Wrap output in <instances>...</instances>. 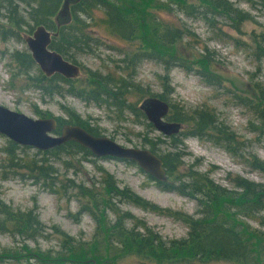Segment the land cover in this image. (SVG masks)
<instances>
[{
	"label": "trees",
	"instance_id": "trees-1",
	"mask_svg": "<svg viewBox=\"0 0 264 264\" xmlns=\"http://www.w3.org/2000/svg\"><path fill=\"white\" fill-rule=\"evenodd\" d=\"M81 0L71 6V22L61 26L58 30L51 20L59 9V0H34V7L17 13V6L9 0L0 3V7L7 11L8 25L17 29L27 26L25 18L32 21L35 26L42 25L46 29L57 33L53 38L50 49L60 54L64 60L78 64L82 55L94 54L103 46V41L90 31L88 26L93 24V11H98L104 18L108 36L131 45L138 43L136 50L125 54L120 61L123 64L120 77L115 74H102L98 71L88 70L89 81L82 85L77 79L67 80L60 75L45 77L31 59L28 51H13L10 61L15 66L16 74L12 78L22 77L25 81L33 83V88L39 90L43 96H70L83 101L87 105H94L108 111L118 110L119 113L130 110L136 118L143 120L146 136L154 131L153 126L146 121L144 114L136 107L130 109L125 103V94L129 90L141 89L135 82L137 70L144 62L159 64L164 75L159 76L161 83L166 87L164 93L152 94L148 97L158 98L169 105L166 121L192 125L197 131L213 129L217 134L214 140L232 156L244 159L253 169L262 173L264 177V162L255 154L241 152L243 145L235 137L228 125L219 122L217 116L207 115L205 111L181 112L171 115L168 95L173 93L170 87L169 74L174 68L186 72L201 74L205 84L212 86L218 83V77L211 62L202 61L199 67L202 71L190 67L183 58L175 55L177 44L186 37L192 36L187 29L177 28L173 25H162L151 21V10H162L193 16L196 19H207L206 13L228 18L234 23V29L239 31L241 23L250 20V16L240 11L228 0H203V5L189 4L186 0ZM154 7V8H153ZM203 8L204 10H201ZM201 14L203 17L198 16ZM90 21V22H87ZM30 27V26H29ZM31 28V27H30ZM0 25V38L4 41L18 39L11 32L2 31ZM204 52H208L207 49ZM32 72H34L32 74ZM169 88V89H168ZM261 92V93H260ZM252 99L235 98L238 103L249 107L259 124L252 132L264 133V90H261ZM147 97V98H148ZM118 113V114H119ZM52 118V117H50ZM55 119V118H54ZM57 121L56 135H59L63 124L76 125L89 134L99 137L101 132L96 126L91 127L73 113L68 120ZM253 126L254 123L250 122ZM181 130V129H180ZM180 132V131H179ZM179 134V133H178ZM165 137L175 139L176 136ZM191 135L197 137L198 132ZM144 137L142 148L150 150L163 162L167 182L156 183L160 190L175 192L191 199L197 204L196 215L172 212L159 208L145 199H142L128 188L119 189L109 176L102 177V191L95 192L85 187L84 184L76 185L74 180L59 181L61 168L65 172L79 171L80 161L93 157L92 154L74 142H67L59 147L47 151H37L32 157H20L16 152H25L30 147H21L8 141V146L3 150L6 166L0 164L7 174L1 180L10 176L26 173L35 185H41L50 192L63 193L75 189L72 195L85 200L81 203L77 215L89 214L95 223V232L89 242L76 241L60 229L53 227L52 231L59 236L57 250H42L37 245L40 238H46V227L40 222L37 209L28 211L13 210L11 207L0 205V233L9 236L13 244L20 242L18 247L0 251V264L10 260L25 259L27 263L36 264H119L118 260L128 255L146 258L153 262L173 261H222L230 264H264V232L254 229L248 221L256 222L261 229L264 228V183H255L242 177L229 178L232 185L230 189L224 188L210 179L207 173H200L189 167L179 171L184 153L179 150L178 144H173L168 150L161 149L160 137L147 139ZM176 139L174 143H178ZM173 148V149H172ZM172 149V150H171ZM79 157V160H75ZM95 158V157H94ZM24 177V175H22ZM130 203L144 211L155 214L167 215L181 221L186 225L188 232L183 239H164L158 232L147 226L127 212L118 210L113 201ZM114 215L113 220H108V214ZM262 214V216H261ZM34 243V247L26 245ZM103 249V250H102ZM138 264H152L149 261Z\"/></svg>",
	"mask_w": 264,
	"mask_h": 264
},
{
	"label": "rangeland",
	"instance_id": "rangeland-1",
	"mask_svg": "<svg viewBox=\"0 0 264 264\" xmlns=\"http://www.w3.org/2000/svg\"><path fill=\"white\" fill-rule=\"evenodd\" d=\"M9 1L13 3V7L17 6V13H21L23 16L25 14L22 12L28 11L30 6L34 7L35 5L34 0ZM202 1L186 0L187 3L194 5H203ZM228 1L250 16V20L238 26L239 31L234 29V23L228 18L218 15L206 13L208 14L207 19H196L193 16L177 13L174 9L171 13L151 10L153 25L156 23L173 25L179 29H187L192 33V36L186 37L177 44L175 55L183 58L190 67L199 70V72L202 71V68L199 67L201 62L210 61L215 69L212 71L219 80L218 83L208 86L199 73L186 72L179 68L171 70L169 88L173 89V93L168 95V98L170 106L173 107L170 114L177 115L182 111H189V115L190 110H197L205 111L208 113L207 115L217 116L219 122L228 125L232 132H235L237 140L243 143L239 149L242 153L245 154L247 151L255 154L259 160L264 162V133L252 132L259 121L254 120L256 117L249 107L243 106L242 103L239 104L235 99H252L251 96L254 97L264 90V0ZM3 2H7V0H0L1 6H3ZM162 3L165 4L163 0ZM201 10L204 9L201 8ZM0 14L7 15V11L0 7ZM92 14L95 19L88 28L103 41V46L94 54L82 55L78 59L80 72L77 80L82 85L89 81L88 70L98 71L102 74L111 73L120 77L119 68L123 66L120 61L126 53H133L138 46V43L128 45L108 36L101 13L93 11ZM198 16L203 17L201 14ZM25 22L28 24L27 29L34 24L27 17ZM0 24L9 28L7 17L0 16ZM27 26L22 27L21 31L13 27L18 31V39L13 38L8 42H0V105L35 119L52 117L64 121L68 120L70 114L73 113L85 124L87 122L91 124V127L99 128L101 136H105L123 147L142 148L146 129L143 120L132 115L130 110L119 113L117 109L108 111L94 105H87L70 96H43L39 90L33 88V83L25 81V78H12V74H16V69L11 63L9 55L13 51H27L23 40L27 34L25 31ZM205 49L208 52H204ZM161 75H164V71L159 64L142 63L137 70L135 79L141 89L129 90V93L125 94L126 105L130 109H135L148 96L166 92L164 91L166 87L161 83L159 77ZM250 122L254 125L251 126ZM193 132H198L199 136L191 135ZM216 136L213 129L197 131L192 125L185 124L175 139L165 138L155 130L152 133H147L146 137L149 140H156L160 137L162 150H168L173 144L179 145L178 149L184 153L179 171L194 167L200 173H207L214 183L227 189L232 187L229 183V178L232 177H242L255 183H264L262 173L246 164L244 159L238 156L232 157L222 145L215 142L214 137ZM176 139L179 141L178 143H174ZM8 141L5 137L0 136V164H3L2 166H6L3 150L8 146ZM37 151L32 148L25 152L18 150L16 155L32 157ZM75 160H79V157H75ZM60 168V175L64 174L59 178L62 183L74 180L76 185L83 183L85 187L100 192L103 186L101 180L105 175L113 179L117 188H128L159 208L190 216L196 215L197 204L195 201L175 192L160 190L151 178L132 163L90 157L80 161L79 171L76 173L74 170L65 172L61 166ZM4 174V170L0 168V205L3 204L19 211L37 209L40 222L47 229V237H42L37 242L40 249H58L59 236L52 231L53 227L60 229L76 241L89 242L92 239L96 225L89 214L77 215L81 203L85 200L72 196L76 192L75 189L66 193H63L62 190L59 193H54L43 189L41 185H35L26 173H21L18 176L9 175L1 180V176ZM113 203L118 210L127 212L143 221L164 239H183L187 235L186 225L173 217L144 211L130 203L120 202L116 199ZM107 214L109 221L114 219L113 214L109 212ZM248 224L252 228L264 232V228L261 229L256 222L248 221ZM19 244V241L13 244L9 236L0 233V251L18 247ZM26 245L35 246L31 242H26ZM146 261L152 264H230L222 261L156 263L135 255L122 257L118 263L138 264ZM2 264L36 263H27L25 259H21L5 261Z\"/></svg>",
	"mask_w": 264,
	"mask_h": 264
},
{
	"label": "water",
	"instance_id": "water-1",
	"mask_svg": "<svg viewBox=\"0 0 264 264\" xmlns=\"http://www.w3.org/2000/svg\"><path fill=\"white\" fill-rule=\"evenodd\" d=\"M81 0H62L61 8L55 17L57 27L71 22V6ZM56 36L43 26L35 29L32 36L24 38L26 48L34 64L47 78L57 74L67 80L77 79L80 68L68 62L56 51L48 47L51 38ZM253 95V94H252ZM138 109L144 114L154 130L164 137L179 133L181 126L166 121L169 112L167 102L148 97L141 101ZM57 121L54 118H31L0 105V136L21 147H30L38 151H47L67 142H74L88 150L98 159H113L136 165L141 172L155 183L167 182L162 160L145 148L123 147L105 136H93L76 125L63 124L59 135L55 134Z\"/></svg>",
	"mask_w": 264,
	"mask_h": 264
},
{
	"label": "flooded vegetation",
	"instance_id": "flooded-vegetation-1",
	"mask_svg": "<svg viewBox=\"0 0 264 264\" xmlns=\"http://www.w3.org/2000/svg\"><path fill=\"white\" fill-rule=\"evenodd\" d=\"M22 1V0H21ZM61 5H62V0H59V9L61 8ZM58 9V10H59ZM58 12V11H57ZM56 15H57V13L52 17V21L55 23V17H56ZM1 25V24H0ZM55 25H56V23H55ZM12 26V25H11ZM11 26H9V28L10 29H12V30H10L11 32H13V33H15L17 36H18V31L17 30H22V27H24V26H22L21 28H19V29H14V28H12ZM35 25L33 24V26H30L29 27V29H27L28 28V26L25 28V31L27 32V34H25V36L23 37V40H24V38L25 37H28V36H32V34H33V32L35 31V29L37 28V27H39V26H42V25H37V26H35ZM1 27H2V31H7L8 30V28L7 27H5L4 25H1ZM14 27V26H13ZM44 27V26H43ZM61 27V26H60ZM60 27H57V25H56V28H57V30L60 28ZM45 28V27H44ZM46 29V28H45ZM48 32H50V33H52V34H56V36H54V37H52L51 38V42H52V40H53V38H55V37H57V33L56 32H54V31H51V30H48V29H46ZM0 42H8V40L6 41H4L3 39H1L0 38ZM24 43H25V41H24ZM50 45H51V43H50ZM50 45H49V49H50ZM51 50V49H50ZM28 51V50H27ZM29 53V52H28ZM11 54V53H10ZM9 55V54H8ZM62 126V125H61Z\"/></svg>",
	"mask_w": 264,
	"mask_h": 264
}]
</instances>
